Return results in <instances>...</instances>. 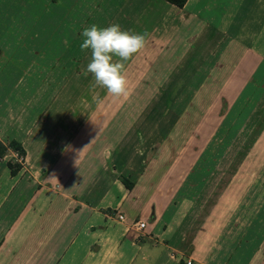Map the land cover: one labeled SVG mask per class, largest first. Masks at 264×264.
I'll list each match as a JSON object with an SVG mask.
<instances>
[{
  "label": "rangeland",
  "instance_id": "obj_1",
  "mask_svg": "<svg viewBox=\"0 0 264 264\" xmlns=\"http://www.w3.org/2000/svg\"><path fill=\"white\" fill-rule=\"evenodd\" d=\"M122 2L0 0V142L11 140L21 118L22 131L52 129L68 112L74 116L73 127L81 126L91 113L94 126L101 119L113 133L117 126L129 129L124 137L135 139L130 141L136 143L135 159L141 163L133 170L135 177L153 173L151 178L159 180L161 188L167 179L177 183L183 176L181 184L187 182L184 190L174 191L165 221L184 202L189 209L198 202L199 210L173 240L180 237L174 260L200 264L203 252L193 242L204 224L208 239L201 244L213 249L219 240V247L228 250L225 264H264V0H207L202 12V4L194 8L201 18H222L217 27L228 36L211 63L185 72L187 85L170 86L166 92L162 86L169 101L159 97L155 103L151 100L159 83L178 57L171 58L167 50H183L178 43L165 48L158 59V50H148L147 40L141 51L123 61L126 97L92 87L94 77L86 74L91 50L81 51V33L92 25L126 26L130 12ZM258 25L261 30L255 31ZM174 36H187L190 42L194 31L184 29ZM230 45V62L217 61ZM250 45L258 59L249 65L237 62ZM214 62L232 70L218 72ZM47 135L40 142L49 139ZM5 161L22 167L25 163L12 151Z\"/></svg>",
  "mask_w": 264,
  "mask_h": 264
},
{
  "label": "crops",
  "instance_id": "obj_2",
  "mask_svg": "<svg viewBox=\"0 0 264 264\" xmlns=\"http://www.w3.org/2000/svg\"><path fill=\"white\" fill-rule=\"evenodd\" d=\"M206 1L187 0L181 9L162 0L121 3L130 12L126 16L128 23L120 26L121 29L146 33L148 50H158V59L168 46L179 45L183 49L167 50L171 58L178 57L167 67L170 70L151 102L155 103L159 97L169 101L167 94L161 92L162 86L166 92L170 86L187 85L189 74L185 72L202 70L213 61L216 51L221 50V41L228 36L217 27L223 19L215 15L201 18L193 11L202 4V12L208 6ZM184 29L194 31L190 42L187 36H174ZM254 30H261V25ZM230 47L222 50L217 61H229L226 57ZM251 48V45L243 48L237 62L254 63L257 56ZM215 63L218 72L232 70L225 65L220 69L219 62ZM179 73L184 77L176 75ZM71 120L74 116L68 112L59 123L52 124V129L40 126L22 131L21 118L20 123L16 121L20 126L16 124L19 127L9 133L11 140L22 145L25 163L11 176L6 155L4 161L0 160V264H34V261L36 264H181L173 258L180 237L177 242L173 240L188 217L199 210L198 202L190 209L184 202L174 214L170 210L173 217L169 222L164 219V211L169 209L174 191L187 187V182L181 184L183 176L177 183L165 180L164 188L159 180L151 178L153 173L145 176L138 173L135 177L133 170L141 163L135 159L138 147L130 141L135 139L124 137L129 129L124 131L117 126L113 133L110 128H104L101 119L94 126L90 122L91 113L81 126L73 127ZM47 133L51 134L50 138L40 142ZM118 176L132 182L133 188L127 190ZM118 215L123 216L122 221L117 219ZM137 222L145 224L141 232L136 231ZM204 231L203 224L193 242L196 250L203 252L199 254V263L225 264L228 250L219 247V240L213 242V249L204 247L201 240L208 239Z\"/></svg>",
  "mask_w": 264,
  "mask_h": 264
},
{
  "label": "clouds",
  "instance_id": "obj_3",
  "mask_svg": "<svg viewBox=\"0 0 264 264\" xmlns=\"http://www.w3.org/2000/svg\"><path fill=\"white\" fill-rule=\"evenodd\" d=\"M84 38L81 51L91 50V60L87 64L86 74L94 77L92 87H101L114 97L129 95L128 80L124 75L125 64L147 43V34L132 33L121 30L119 24L105 28L92 25L82 31ZM119 57L114 60L113 57Z\"/></svg>",
  "mask_w": 264,
  "mask_h": 264
},
{
  "label": "trees",
  "instance_id": "obj_4",
  "mask_svg": "<svg viewBox=\"0 0 264 264\" xmlns=\"http://www.w3.org/2000/svg\"><path fill=\"white\" fill-rule=\"evenodd\" d=\"M162 1H165L170 5L179 9L183 8L187 2V0H162ZM8 151H12L13 153L17 154L19 159L20 158L22 160L24 159L25 151L19 142L15 140H10L5 145L0 143V160L3 159V157L6 155ZM6 165L9 168L11 176H15L22 168V165L17 162L15 163L7 162ZM117 179L127 190H131L133 188V183L127 180L125 177L118 176Z\"/></svg>",
  "mask_w": 264,
  "mask_h": 264
},
{
  "label": "built area",
  "instance_id": "obj_5",
  "mask_svg": "<svg viewBox=\"0 0 264 264\" xmlns=\"http://www.w3.org/2000/svg\"><path fill=\"white\" fill-rule=\"evenodd\" d=\"M117 219L119 221H122L123 220V216L122 215H118ZM135 228H136V231H140L141 232L145 228V224L143 222H137L135 224ZM186 264H190V262H187Z\"/></svg>",
  "mask_w": 264,
  "mask_h": 264
}]
</instances>
